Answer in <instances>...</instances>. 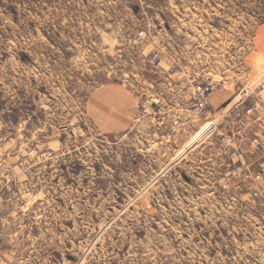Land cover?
<instances>
[{"label":"rangeland","instance_id":"rangeland-1","mask_svg":"<svg viewBox=\"0 0 264 264\" xmlns=\"http://www.w3.org/2000/svg\"><path fill=\"white\" fill-rule=\"evenodd\" d=\"M203 68L224 82L216 109L189 119L170 165H149L139 98L187 106L178 86ZM242 101L254 178L224 154L182 165ZM208 119L220 127L196 141ZM1 138L20 144L0 150L17 199L0 243L17 264H264V0H0Z\"/></svg>","mask_w":264,"mask_h":264},{"label":"built area","instance_id":"built-area-1","mask_svg":"<svg viewBox=\"0 0 264 264\" xmlns=\"http://www.w3.org/2000/svg\"><path fill=\"white\" fill-rule=\"evenodd\" d=\"M153 68L160 65L158 55H155L151 61ZM176 75L174 72L172 77ZM152 85L153 81H150ZM173 84V83H172ZM183 89L185 93L189 94V103L187 106H180L177 102L157 96H147L141 99L139 104V116L136 119V126L146 127V133L149 139L157 143L170 142L176 140L183 130L186 128L191 117L202 118L210 113L211 97L213 94L224 87L223 81H215L213 73L208 68H203L194 74L188 76L187 82L184 86H178ZM178 88V89H179ZM180 90V89H179ZM245 91V96L251 92ZM181 91V90H180ZM183 93V91H181ZM238 103L234 109L229 113L230 119H237V123L228 126L227 134L222 138L218 145V150L221 154L228 155L235 167L231 170L229 175L241 177L244 180H252L254 174L251 172L249 166L242 162L241 158L244 156L243 150L239 147L240 139L245 134V116L255 114L256 110L248 108L242 110V104ZM244 109V108H243ZM229 119V118H228ZM232 126V127H231ZM220 125L213 119H208L204 126L198 131L196 141H204L210 139L218 130ZM34 153V151H31ZM40 157H45L46 153H37ZM14 168L7 161L0 158V198L15 202L16 198H7L6 194L12 191L16 175ZM2 239L0 240V242ZM0 257H1V243H0Z\"/></svg>","mask_w":264,"mask_h":264},{"label":"crops","instance_id":"crops-1","mask_svg":"<svg viewBox=\"0 0 264 264\" xmlns=\"http://www.w3.org/2000/svg\"><path fill=\"white\" fill-rule=\"evenodd\" d=\"M154 84L155 83H153L152 85H154ZM214 100L212 97L211 109L215 110L216 109L215 105H217V103H219V102L216 103ZM140 102H141V100L139 98V104H140ZM3 124H5V128H6L7 124L4 122H3ZM115 126L118 129H122L124 126V122H123V125L118 124V122H115ZM193 127H194V123L188 122L186 128L183 130V132L180 134V136L177 138V140L174 144L167 145V144H163V143H157V142L151 140L152 144L144 145V141L142 139H143V137L148 138V135L146 133V127L140 126L139 130H141L142 134H143V135H139V136H141V137H139V143H141V144H139V151L141 152L140 154H144L145 156H149L151 158L150 159L151 162L149 163V165H170L169 159L176 157V154L178 152L182 151V147L185 145V144L183 145L184 141L182 138H185L184 137L185 134H189V132L191 131V129ZM59 128H60V132H57L55 141L52 142L51 144H49V145L55 146L56 153L63 150V145H62V142L60 140V137H62V134H63L65 127L60 126ZM72 134H74V133H72ZM186 138H187V136H186ZM0 140H2V138ZM14 141L16 142V140H14V139L10 140V142L6 143V145H4V147L0 145V150L1 149L3 151L6 150L9 153H10V151L11 152L14 151L15 148L20 146V144L12 146V143ZM190 149H192V147ZM196 151H198V160H196V162H195L192 160H194ZM186 153H187L189 161H191V163L188 162V160H184L182 165H223L222 156H221L222 154L218 150V143H215V144L205 143V144L200 145L197 148H194L192 151H187ZM209 158L211 160H209ZM166 161L169 163L166 164ZM177 165H180V164H177ZM13 205L14 204H12L10 201L2 200L0 198V234H3L4 231L7 229V223L9 222V219L13 215V211H10L9 208L12 207ZM3 238L1 236L0 240L1 239L3 240ZM6 253H8V250H2L1 249V255L2 256L0 257V264H17L18 260L14 259V258H10V257H5Z\"/></svg>","mask_w":264,"mask_h":264},{"label":"water","instance_id":"water-1","mask_svg":"<svg viewBox=\"0 0 264 264\" xmlns=\"http://www.w3.org/2000/svg\"><path fill=\"white\" fill-rule=\"evenodd\" d=\"M134 9H135L136 12L138 11V7H137V6H135ZM139 9H140V8H139Z\"/></svg>","mask_w":264,"mask_h":264}]
</instances>
